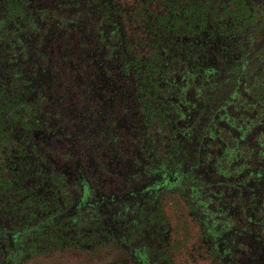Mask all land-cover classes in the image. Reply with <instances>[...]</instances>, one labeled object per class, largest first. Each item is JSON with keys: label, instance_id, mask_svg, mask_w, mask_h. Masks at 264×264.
Masks as SVG:
<instances>
[{"label": "flooded vegetation", "instance_id": "flooded-vegetation-1", "mask_svg": "<svg viewBox=\"0 0 264 264\" xmlns=\"http://www.w3.org/2000/svg\"><path fill=\"white\" fill-rule=\"evenodd\" d=\"M0 27L2 258L264 264V0H0Z\"/></svg>", "mask_w": 264, "mask_h": 264}, {"label": "trees", "instance_id": "trees-1", "mask_svg": "<svg viewBox=\"0 0 264 264\" xmlns=\"http://www.w3.org/2000/svg\"><path fill=\"white\" fill-rule=\"evenodd\" d=\"M3 27H0V40L1 36L3 35ZM3 45L0 41V149H3L5 145L9 143L10 134L9 129L7 127L6 120L10 119V115L15 113L16 110V104L17 101H15V94L11 93L8 89L10 86L7 85L6 80V73L3 68L4 64V56H3ZM3 155L0 153V186L3 188H0V193H3V190L6 188L7 178L6 175H4V162H2ZM59 234L55 236H48L45 238V240H42L40 236H36V240L33 243L34 245H40L42 243H50L55 244L59 241ZM26 257V256H24ZM24 257H10V259H4L0 255V264L5 261V264H15V262H18L20 259H23Z\"/></svg>", "mask_w": 264, "mask_h": 264}, {"label": "rangeland", "instance_id": "rangeland-1", "mask_svg": "<svg viewBox=\"0 0 264 264\" xmlns=\"http://www.w3.org/2000/svg\"><path fill=\"white\" fill-rule=\"evenodd\" d=\"M104 260H102V256H96L93 254L64 253L37 257L29 261L27 264H95Z\"/></svg>", "mask_w": 264, "mask_h": 264}]
</instances>
